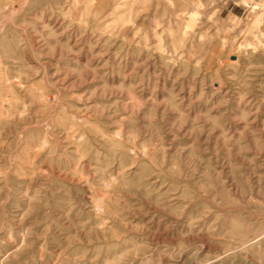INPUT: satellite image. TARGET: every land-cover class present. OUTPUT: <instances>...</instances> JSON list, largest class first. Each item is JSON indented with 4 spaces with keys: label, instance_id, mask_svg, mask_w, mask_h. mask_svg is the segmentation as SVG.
Listing matches in <instances>:
<instances>
[{
    "label": "rangeland",
    "instance_id": "rangeland-1",
    "mask_svg": "<svg viewBox=\"0 0 264 264\" xmlns=\"http://www.w3.org/2000/svg\"><path fill=\"white\" fill-rule=\"evenodd\" d=\"M0 264H264V0H0Z\"/></svg>",
    "mask_w": 264,
    "mask_h": 264
}]
</instances>
